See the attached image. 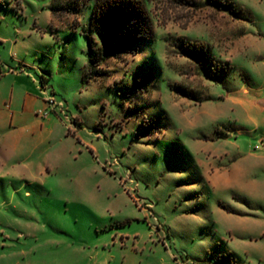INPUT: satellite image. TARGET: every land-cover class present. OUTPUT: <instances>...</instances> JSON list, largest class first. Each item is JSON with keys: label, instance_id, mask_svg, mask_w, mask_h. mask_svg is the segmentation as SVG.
<instances>
[{"label": "rangeland", "instance_id": "1", "mask_svg": "<svg viewBox=\"0 0 264 264\" xmlns=\"http://www.w3.org/2000/svg\"><path fill=\"white\" fill-rule=\"evenodd\" d=\"M91 1L0 0V264H264V0H231L246 18L144 0L154 40L84 82L69 27ZM183 37L229 61L227 78L206 79ZM141 65L134 112L116 85ZM142 114L158 119L145 136Z\"/></svg>", "mask_w": 264, "mask_h": 264}, {"label": "trees", "instance_id": "2", "mask_svg": "<svg viewBox=\"0 0 264 264\" xmlns=\"http://www.w3.org/2000/svg\"><path fill=\"white\" fill-rule=\"evenodd\" d=\"M54 1L51 6L52 10L81 9L80 0H70L61 7L57 0ZM81 1L87 3L90 0ZM206 1L220 10H227L235 17L246 18L231 0ZM89 6L92 9L88 24L80 30L75 26L69 27L86 38L87 61L82 70L84 82L101 79L109 75L105 66L111 57L123 61L124 56L136 54L142 43L152 42L155 35L153 21L144 0H92ZM51 33L54 40L58 42V34L54 30H51ZM176 45L183 55L195 62L198 71L206 79L220 83L229 75L232 65L229 61H222L212 54L207 43L192 41L183 37L178 40ZM139 68H141V74L133 77L131 82H116V88L122 98L121 105L127 104L128 109L134 112L139 109L137 107L141 102L142 93L148 92L150 89V74H142L144 72L142 65ZM46 81L47 79L41 84L44 85ZM170 87L180 94L197 100V96L182 85H170ZM147 115H141L138 128V132L144 136L154 132V125L158 122V119L153 116L151 121L147 123L146 117L149 118Z\"/></svg>", "mask_w": 264, "mask_h": 264}, {"label": "built area", "instance_id": "3", "mask_svg": "<svg viewBox=\"0 0 264 264\" xmlns=\"http://www.w3.org/2000/svg\"><path fill=\"white\" fill-rule=\"evenodd\" d=\"M39 113H40V115H47V112L46 111H43V110H39Z\"/></svg>", "mask_w": 264, "mask_h": 264}, {"label": "crops", "instance_id": "4", "mask_svg": "<svg viewBox=\"0 0 264 264\" xmlns=\"http://www.w3.org/2000/svg\"><path fill=\"white\" fill-rule=\"evenodd\" d=\"M244 90H247L246 88Z\"/></svg>", "mask_w": 264, "mask_h": 264}]
</instances>
